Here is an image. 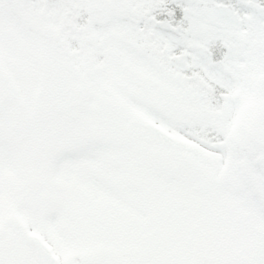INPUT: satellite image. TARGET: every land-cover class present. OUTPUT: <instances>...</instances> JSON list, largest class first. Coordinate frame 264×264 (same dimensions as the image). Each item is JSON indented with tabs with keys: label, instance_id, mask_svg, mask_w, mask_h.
Masks as SVG:
<instances>
[{
	"label": "snow or ice",
	"instance_id": "snow-or-ice-1",
	"mask_svg": "<svg viewBox=\"0 0 264 264\" xmlns=\"http://www.w3.org/2000/svg\"><path fill=\"white\" fill-rule=\"evenodd\" d=\"M0 264H264V0H0Z\"/></svg>",
	"mask_w": 264,
	"mask_h": 264
}]
</instances>
